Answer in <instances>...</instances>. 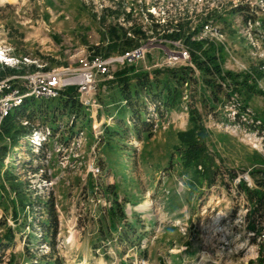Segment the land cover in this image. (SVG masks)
Instances as JSON below:
<instances>
[{
	"label": "rangeland",
	"instance_id": "1",
	"mask_svg": "<svg viewBox=\"0 0 264 264\" xmlns=\"http://www.w3.org/2000/svg\"><path fill=\"white\" fill-rule=\"evenodd\" d=\"M200 19H207L201 36L217 50L223 71L240 75L239 81L249 76L251 91L237 90L236 99L264 124V31L259 26L264 0H0V49L9 50L13 61L6 68L15 71L3 80L22 83L68 68L71 73L62 79L79 83L77 59L99 57L108 66L106 74L94 76L93 99L101 109L90 110L81 121L59 116L36 124L55 130L48 145L34 154L21 141L4 161L1 173L12 167L30 205L16 207L15 220L17 198L0 173V264H264V230L258 238L248 233L244 196L230 179L233 172L239 179L248 172L254 186L257 172L264 171V154L218 127L226 124L221 108L227 85L214 100L194 70L195 82L181 87L180 103L163 119L149 107L154 118L149 139L127 134L110 141L109 148L99 140L103 126L115 123L111 114L118 108L113 103L119 74L125 70L129 78L143 72L151 79L159 72L163 80L167 69L190 67L178 58L182 42L162 36L171 23L191 29ZM155 24L160 27L152 32ZM111 27L125 30L137 47L107 52ZM135 27L143 28V38L133 34ZM140 48L139 59L127 63L126 54ZM189 131L203 143L194 164L183 158L185 145L178 137ZM46 203L54 209L51 227L43 225ZM146 204V210H138ZM127 224L134 225L137 240L121 245L117 233ZM6 228L17 230L7 245ZM47 230L54 233L44 241Z\"/></svg>",
	"mask_w": 264,
	"mask_h": 264
},
{
	"label": "trees",
	"instance_id": "2",
	"mask_svg": "<svg viewBox=\"0 0 264 264\" xmlns=\"http://www.w3.org/2000/svg\"><path fill=\"white\" fill-rule=\"evenodd\" d=\"M233 12L238 13L241 11L239 8L234 9ZM147 15L149 18H153L151 15ZM247 20L248 18H244L243 21L246 23ZM197 23L198 25L191 29L187 28L186 24H181L180 22L171 23L169 28L171 30L166 31V34L164 32L162 36L169 42L178 40L182 42L185 49L189 52L192 67L184 66L177 69H167L164 72L166 77L163 80L158 79L159 72H154L151 79L147 73L143 72L133 73L129 78L125 76V70L119 74L122 78L119 80L117 100L113 103L118 105V108L116 109L115 116L111 114V120L115 123L111 128L104 125V136L99 138V140H105V145L108 148L110 147V141L119 142L127 134H131L137 140L149 139L152 136L154 128V118L148 112L149 107H152V113L158 120L163 119L169 111L175 109L180 103L182 99L181 87L187 85L189 82H195L193 78L194 70L200 73L203 86L209 91L214 100L222 90L221 86L217 84L221 82L229 83L234 87L235 91L242 90L243 88H245L246 92L251 91L248 85L249 76L244 75L242 80L239 81L240 75L224 72L221 66V59L217 56V50L215 51L214 46L207 42L206 39H199V34L203 29V25L207 23V19H200ZM259 26L261 31H264V20L260 22ZM158 27H160L159 24H155L151 28V31H156ZM142 29V27L133 28V34L143 38L145 34ZM107 38L108 44L105 49L107 52H128L127 50L136 48L138 44L137 42H132L126 36L125 30L114 27L107 30ZM97 53V48H94L93 55ZM14 73V70L0 67V79ZM193 114L194 112L191 111L192 116ZM59 116L69 117L72 119V122L81 121L88 117V114L77 101L75 87H68L55 100H40L38 105H36V100L26 99L14 113L6 117L0 126V173L4 167L5 159L11 153L12 147L17 144L20 138L26 136L31 131L33 124H45L48 121L54 122ZM22 122H26L27 125L22 126ZM178 137L183 145H185L183 158L186 160V163L193 162L194 164L200 149L203 147V143L194 138L193 131L179 133ZM6 141H9V143H6ZM1 174L8 183L10 193L17 198L16 203H12V214L16 220L17 212L15 208L20 207L23 210L30 204L24 195L23 184L18 182V178L13 174L11 167ZM257 176L258 178L254 181V188H247L242 181L238 185V189L242 192L246 206L248 207L245 219L246 230L248 233H252V237L254 238L260 237L262 230H264V171H258ZM234 177L235 174H231L230 179L232 180ZM114 205L116 210L119 211L120 217L124 218L121 205L116 200ZM43 206L48 216V221L43 223V225L44 227H51L49 225L51 224L50 221L52 219L55 220L53 205L46 203ZM113 212L115 211L112 210L111 215ZM114 219L116 217L112 216V220ZM16 231L14 232L12 229L6 228L3 238L5 245L14 241ZM53 233L49 234L47 230L43 234L42 240L47 241L46 238L52 237ZM136 236L134 225L131 224L117 233L116 240L121 245H127L134 239L137 240ZM260 252L262 254L264 250L260 248ZM51 264H59V262L53 261Z\"/></svg>",
	"mask_w": 264,
	"mask_h": 264
},
{
	"label": "built area",
	"instance_id": "3",
	"mask_svg": "<svg viewBox=\"0 0 264 264\" xmlns=\"http://www.w3.org/2000/svg\"><path fill=\"white\" fill-rule=\"evenodd\" d=\"M205 27L208 29V26ZM216 36H218L217 32ZM184 48L183 54H180L178 58L189 63V52ZM142 53L143 49L140 48L134 51L132 56L126 54L127 62L139 59ZM168 59L172 60V58ZM173 59L177 60V58ZM12 61L13 58L9 56V50L7 48H1L0 66L7 67V64ZM23 61L24 63H29L27 58H24ZM77 63L79 70H86L83 77L84 81L71 84L79 85L77 87V93L80 104L85 107H93L94 76L100 73L101 75L106 74L108 72L107 63L99 57L92 58L91 60L82 57L77 59ZM71 71L68 68H62L56 70V72L47 73L44 76H30L22 83H12L10 79L0 80V125L9 114L23 104L24 100L29 98L53 99L59 96L60 91L72 87L70 83L67 84L65 82L68 79H62V76L66 75L65 73H71ZM227 92L230 95L221 108L226 113V124L221 123L218 127L224 129L226 133L237 137L240 141H250L254 150L264 154V131L260 130L261 123L255 119L254 114L246 106L236 99V95L231 93V89ZM22 125H27V123L22 122ZM48 134L49 131L47 129L44 131L33 128L31 134L26 136L24 140L28 144L29 149L35 152L39 146L46 145Z\"/></svg>",
	"mask_w": 264,
	"mask_h": 264
},
{
	"label": "bare ground",
	"instance_id": "4",
	"mask_svg": "<svg viewBox=\"0 0 264 264\" xmlns=\"http://www.w3.org/2000/svg\"><path fill=\"white\" fill-rule=\"evenodd\" d=\"M81 71V76H80V82H82V81H84L83 80V77H84V73H86V70H84V69H80ZM148 207V205L146 204V205H141L140 207H138V210H140V211H143V210H146V208ZM151 207V206H150Z\"/></svg>",
	"mask_w": 264,
	"mask_h": 264
}]
</instances>
